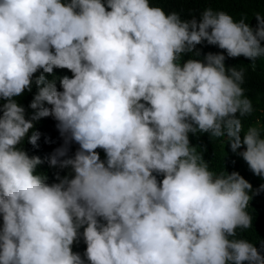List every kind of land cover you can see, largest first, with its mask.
Returning <instances> with one entry per match:
<instances>
[{"label":"clouds","instance_id":"9594fccd","mask_svg":"<svg viewBox=\"0 0 264 264\" xmlns=\"http://www.w3.org/2000/svg\"><path fill=\"white\" fill-rule=\"evenodd\" d=\"M254 17L0 0V264H264L237 236L264 184L209 170L190 140L226 137L264 178L245 69L225 64L264 59ZM205 42L223 51L200 59Z\"/></svg>","mask_w":264,"mask_h":264},{"label":"trees","instance_id":"16d2710c","mask_svg":"<svg viewBox=\"0 0 264 264\" xmlns=\"http://www.w3.org/2000/svg\"><path fill=\"white\" fill-rule=\"evenodd\" d=\"M152 6L161 7L166 13L177 12L183 19H190L192 15L199 18V14L208 7L213 10H223L233 16L235 20L246 17V22L253 28L257 25L255 13L264 15V0H152ZM203 58L209 52L219 53L223 50L216 46L205 44L198 45ZM226 55V52L224 53ZM191 58V54L184 59ZM252 61L241 56L238 58H226V67H243L245 69V95L252 101L254 112L252 115L242 118L244 131L249 127L257 126L264 134V59L257 60L253 69ZM191 144L197 146L198 152L204 153V158L209 164V170L216 173L223 171H238L248 180L253 189L264 184V178L254 175L243 158L231 152L227 145V138L211 140L208 134H190ZM37 172L40 174L39 170ZM252 216V227L247 230H237L238 238L247 239L257 248L264 245V192L254 195L247 209ZM264 254V248L261 249Z\"/></svg>","mask_w":264,"mask_h":264}]
</instances>
